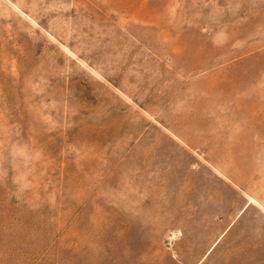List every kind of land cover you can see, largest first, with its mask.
I'll return each instance as SVG.
<instances>
[{
  "label": "rangeland",
  "instance_id": "rangeland-1",
  "mask_svg": "<svg viewBox=\"0 0 264 264\" xmlns=\"http://www.w3.org/2000/svg\"><path fill=\"white\" fill-rule=\"evenodd\" d=\"M0 264H264V0H0Z\"/></svg>",
  "mask_w": 264,
  "mask_h": 264
},
{
  "label": "crops",
  "instance_id": "crops-1",
  "mask_svg": "<svg viewBox=\"0 0 264 264\" xmlns=\"http://www.w3.org/2000/svg\"><path fill=\"white\" fill-rule=\"evenodd\" d=\"M234 226V222H231L226 225V227L223 230L222 235L219 237V240Z\"/></svg>",
  "mask_w": 264,
  "mask_h": 264
}]
</instances>
